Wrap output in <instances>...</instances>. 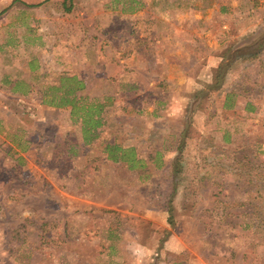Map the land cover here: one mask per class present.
I'll return each instance as SVG.
<instances>
[{
  "label": "rangeland",
  "instance_id": "1",
  "mask_svg": "<svg viewBox=\"0 0 264 264\" xmlns=\"http://www.w3.org/2000/svg\"><path fill=\"white\" fill-rule=\"evenodd\" d=\"M64 1L0 0V79L45 71L34 106L0 90V264H264V0ZM71 72L89 142L43 103Z\"/></svg>",
  "mask_w": 264,
  "mask_h": 264
},
{
  "label": "trees",
  "instance_id": "2",
  "mask_svg": "<svg viewBox=\"0 0 264 264\" xmlns=\"http://www.w3.org/2000/svg\"><path fill=\"white\" fill-rule=\"evenodd\" d=\"M74 0H65L62 3L64 11L69 12ZM258 56V53L251 55L252 57ZM225 70L224 64L219 66L215 71L213 89L219 90L225 80L223 71ZM224 75V76H223ZM85 83L78 77L64 76L60 79L59 86H50L45 90L44 103L47 106L54 109H69L72 116L77 115L80 117V124L84 140L89 142L92 139L98 137V131L103 126L102 113L104 105L87 104L86 98L79 93L85 91ZM22 93H27L25 90H20ZM104 153L107 155V159L115 163L125 164L130 170H138L144 168V161L139 159L134 149H124L120 146L107 144L104 148ZM20 165L24 164L21 157L18 158ZM18 240L21 237V233H16ZM22 241H24L22 239Z\"/></svg>",
  "mask_w": 264,
  "mask_h": 264
},
{
  "label": "crops",
  "instance_id": "3",
  "mask_svg": "<svg viewBox=\"0 0 264 264\" xmlns=\"http://www.w3.org/2000/svg\"><path fill=\"white\" fill-rule=\"evenodd\" d=\"M7 9L8 7L5 8L2 12H4ZM167 70H165V72H167ZM64 71H66V69H64ZM61 75L62 77L76 76L83 81V79H81L79 75L75 72L74 73L71 72L68 74L62 73ZM44 76H45V71H44L43 63L39 61V57H34L33 59H31L30 62H28L27 68L23 73L22 72L18 73V71H13L12 73L11 72L3 73L2 78L0 79L1 93L9 94L11 96L10 97L11 100L15 102L17 105L21 104L27 106L29 105L34 106L33 105L34 96L39 93L38 90L40 89L38 83L40 79L43 80ZM43 88L44 87H41L42 90ZM22 89L25 90V92L27 91V93L20 92V90ZM43 103L41 102V104Z\"/></svg>",
  "mask_w": 264,
  "mask_h": 264
}]
</instances>
